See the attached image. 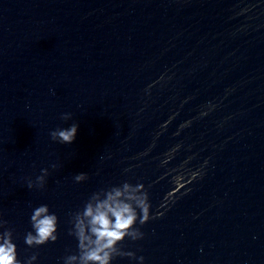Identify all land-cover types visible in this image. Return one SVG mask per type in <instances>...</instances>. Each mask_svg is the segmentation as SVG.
I'll return each mask as SVG.
<instances>
[{
    "label": "water",
    "instance_id": "obj_1",
    "mask_svg": "<svg viewBox=\"0 0 264 264\" xmlns=\"http://www.w3.org/2000/svg\"><path fill=\"white\" fill-rule=\"evenodd\" d=\"M72 120V142L52 139ZM122 179L151 200L145 235L121 242L142 264H264V0H0V213L21 257L61 264L70 211ZM39 202L59 236L30 247Z\"/></svg>",
    "mask_w": 264,
    "mask_h": 264
},
{
    "label": "clouds",
    "instance_id": "obj_2",
    "mask_svg": "<svg viewBox=\"0 0 264 264\" xmlns=\"http://www.w3.org/2000/svg\"><path fill=\"white\" fill-rule=\"evenodd\" d=\"M211 106L214 105L210 104ZM208 110L204 109L205 112ZM60 115L67 120L73 114L65 111ZM78 127L79 122L72 120L66 126L50 129V134L54 140L70 143L76 138ZM178 147L179 144H176L168 149L161 163L170 159ZM206 163L205 159L199 167L189 168L187 172H175L172 177L173 182L176 177H179L186 183L185 175L188 180L200 175ZM182 166L183 164L177 167ZM51 167L55 168L57 164L53 162ZM130 167L131 165L126 166L124 171L127 172ZM48 172V167H42L34 179L27 178V186L43 188ZM87 177L88 172L78 171L73 178L75 181H83ZM175 191L176 189L173 188L165 196L170 198L172 192ZM166 202L167 200L164 201ZM159 214L155 213V215ZM152 215L149 192L142 180L132 182L129 179H122L117 183L101 185L89 193L82 206L70 211L67 221L70 226L67 232L76 238V249L65 252L58 257V260L61 264H113L116 257L128 256L142 264L145 260L144 255L142 253L137 255L135 250L125 248L121 242L125 237L131 240L143 237L145 233L140 225ZM7 224V219L0 213V264H38V251H31L30 254L21 257L16 239L17 234L12 227L6 226ZM29 224L30 227L23 235L24 243L28 246L35 247L58 239L60 216L49 203L39 202L31 206Z\"/></svg>",
    "mask_w": 264,
    "mask_h": 264
}]
</instances>
